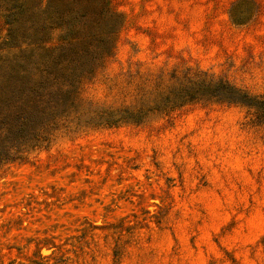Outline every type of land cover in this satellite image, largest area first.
Wrapping results in <instances>:
<instances>
[{
	"label": "rangeland",
	"instance_id": "374dc122",
	"mask_svg": "<svg viewBox=\"0 0 264 264\" xmlns=\"http://www.w3.org/2000/svg\"><path fill=\"white\" fill-rule=\"evenodd\" d=\"M64 1L0 0V264H264V117L214 99L137 123L95 109L187 67L264 97V0H109L122 23L77 94L42 71L54 21L68 7L77 36L106 31L100 0Z\"/></svg>",
	"mask_w": 264,
	"mask_h": 264
},
{
	"label": "trees",
	"instance_id": "16d2710c",
	"mask_svg": "<svg viewBox=\"0 0 264 264\" xmlns=\"http://www.w3.org/2000/svg\"><path fill=\"white\" fill-rule=\"evenodd\" d=\"M56 1L51 0L50 6L56 7ZM65 1L75 5L80 2V0ZM100 3L102 4L97 14L101 17V24L106 32H97L95 38L88 37V39L77 36V31L82 27L80 23L83 21V14H77L73 8L66 7L62 12L70 11L72 12L70 16L67 18L60 16L57 20H53L54 23L65 27L59 35V41L44 47L43 73L45 72L46 77H51L56 84L71 93H79L87 80L102 69L114 46L113 35L122 23L121 16L111 8L109 0H100ZM14 4V9L7 16L9 34L14 31L26 9L24 1ZM37 20L39 24L41 19L37 17ZM138 78L126 81V86L124 85L119 91L123 95L118 96L119 100L116 99L115 103L101 104L95 108L98 110L96 111L98 115L104 116L102 118L106 123L113 124L120 120L137 123L149 116V112L152 115H164L187 103L210 102L213 99L216 102L248 106L253 109L257 119L264 117V97L251 95L213 73L187 67L182 71L177 69L169 72L160 71L152 78L144 76ZM75 98L80 104L82 113L85 112V102L78 99V95ZM94 103L96 105L97 102Z\"/></svg>",
	"mask_w": 264,
	"mask_h": 264
}]
</instances>
